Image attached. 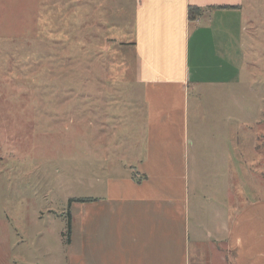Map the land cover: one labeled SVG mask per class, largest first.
<instances>
[{"label":"crops","instance_id":"crops-1","mask_svg":"<svg viewBox=\"0 0 264 264\" xmlns=\"http://www.w3.org/2000/svg\"><path fill=\"white\" fill-rule=\"evenodd\" d=\"M126 1L133 26L123 44L133 50L143 117L138 121L137 107L133 114L140 126L134 124L131 152L114 162L122 174L107 175L104 192L85 196L95 200L79 203L76 215L70 211L65 264H264V41L247 34L251 8L263 7L264 0ZM123 2L101 0L98 5L101 11H119ZM189 6L201 9L193 21L188 20ZM75 11V0H0V44L69 43L75 24L61 25L60 13ZM6 12L41 13L35 39L28 41L23 27L10 32ZM44 13H52L57 23H43ZM202 85L221 87L222 93L238 86L229 94L251 96L244 108L250 121L241 128L233 121V182L224 203L235 208L221 227L213 225L214 232L205 226L201 208L193 214L191 204L207 197L205 186H212L209 198L222 195L212 192L213 182L191 180V172L204 169L200 157L203 146L208 147L200 134L189 132V95ZM233 104L229 109L234 116L238 103ZM217 138L208 140L213 144ZM204 245L214 255L208 263L202 256ZM43 254L37 251L36 264Z\"/></svg>","mask_w":264,"mask_h":264},{"label":"rangeland","instance_id":"rangeland-1","mask_svg":"<svg viewBox=\"0 0 264 264\" xmlns=\"http://www.w3.org/2000/svg\"><path fill=\"white\" fill-rule=\"evenodd\" d=\"M99 2L75 0L77 11L60 13L61 25L75 24L69 43L0 44V264H36L37 251L44 252L37 264H65L70 237L66 214L69 210L76 215L80 207L77 202L68 206V199L100 195L107 175L122 174L114 162L131 152L133 129L140 124L133 114L137 107L138 121L143 117L133 50L123 44L132 31L133 10L124 0L119 11H101ZM262 5H253L247 24V34L258 43L264 41ZM85 7L98 8L81 11ZM44 14L43 23H57L52 13ZM40 15L5 13L10 32L23 27L28 41L39 32ZM236 87L222 93L221 87L202 85L189 95L190 135L200 134L208 145L200 157L207 165L191 172V180L213 182L212 192H222L219 198H209L212 186H205L203 202L191 203L193 214L201 208L210 232L216 222L219 227L226 223L227 212L235 208L224 203L233 182V121L238 128L250 121L244 108L251 99L249 93H241V99L230 95ZM235 100L233 116L229 107ZM213 135L220 140L212 144L208 138ZM223 157L228 158L226 164ZM202 256L205 263L214 258L209 245H204Z\"/></svg>","mask_w":264,"mask_h":264},{"label":"trees","instance_id":"trees-1","mask_svg":"<svg viewBox=\"0 0 264 264\" xmlns=\"http://www.w3.org/2000/svg\"><path fill=\"white\" fill-rule=\"evenodd\" d=\"M201 14V9L195 6H189L188 8V20L193 21L197 16ZM95 199L90 197H83V198H69L68 199V206H70L73 202L82 203L86 201H94ZM67 235H70V211H67ZM68 240V239H67Z\"/></svg>","mask_w":264,"mask_h":264}]
</instances>
